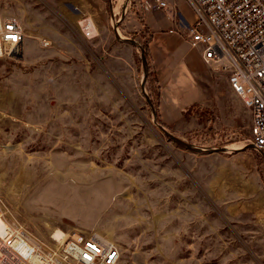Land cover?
Instances as JSON below:
<instances>
[{"label": "rangeland", "instance_id": "374dc122", "mask_svg": "<svg viewBox=\"0 0 264 264\" xmlns=\"http://www.w3.org/2000/svg\"><path fill=\"white\" fill-rule=\"evenodd\" d=\"M167 1L175 21L155 0H0L27 32L0 57V209L46 243L98 232L118 264H264L247 94L187 42L188 1Z\"/></svg>", "mask_w": 264, "mask_h": 264}, {"label": "built area", "instance_id": "2783aa9c", "mask_svg": "<svg viewBox=\"0 0 264 264\" xmlns=\"http://www.w3.org/2000/svg\"><path fill=\"white\" fill-rule=\"evenodd\" d=\"M187 1L195 13V21L182 29L187 42L201 50L204 62L229 72L233 87L247 94L250 143L264 156V0ZM155 2L173 21L178 18L167 0ZM144 7L154 6L146 1ZM81 29L93 36L87 18ZM26 39L19 19L0 13V57L19 58ZM41 43L48 45L44 39ZM120 257V246L98 232L75 231L57 244L46 243L9 222L0 209V264H118Z\"/></svg>", "mask_w": 264, "mask_h": 264}, {"label": "water", "instance_id": "95a60500", "mask_svg": "<svg viewBox=\"0 0 264 264\" xmlns=\"http://www.w3.org/2000/svg\"><path fill=\"white\" fill-rule=\"evenodd\" d=\"M133 42H134V40H132ZM142 59H143V62H144V64H145V72L147 73V65H146V59H145V54L143 53V49H142ZM160 127L162 128V129H164V127L163 126H161L160 125ZM171 138H173L175 141H177L178 143H180V144H182V145H184V146H186V147H188V148H190V149H193V150H195V151H198V152H200V151H203V149H200V148H194V147H192L191 145H189L188 143H186V142H184V141H182V140H180V139H178V138H175V137H173V136H171ZM226 148H220V149H218V150H220V151H224ZM214 150H210V152H213Z\"/></svg>", "mask_w": 264, "mask_h": 264}, {"label": "bare ground", "instance_id": "6f19581e", "mask_svg": "<svg viewBox=\"0 0 264 264\" xmlns=\"http://www.w3.org/2000/svg\"><path fill=\"white\" fill-rule=\"evenodd\" d=\"M90 25H91V27L93 28V24H92L91 21H90ZM55 237H57L60 241H62V240L64 239V237H63V233L60 232V231H57V233L55 234Z\"/></svg>", "mask_w": 264, "mask_h": 264}, {"label": "crops", "instance_id": "0c3cea01", "mask_svg": "<svg viewBox=\"0 0 264 264\" xmlns=\"http://www.w3.org/2000/svg\"><path fill=\"white\" fill-rule=\"evenodd\" d=\"M115 12H116V11H115ZM113 13H114V12H113ZM114 15H116V13H114ZM149 19H150V18H149ZM186 25H187V24H183V23L181 22V27H180V28L183 29V28L186 27ZM165 39H166V41L168 40L167 37H165ZM199 51H200V54H201V50H199ZM201 58H202V55H201ZM202 60H203V59H202Z\"/></svg>", "mask_w": 264, "mask_h": 264}, {"label": "trees", "instance_id": "16d2710c", "mask_svg": "<svg viewBox=\"0 0 264 264\" xmlns=\"http://www.w3.org/2000/svg\"><path fill=\"white\" fill-rule=\"evenodd\" d=\"M146 47L143 48V50L145 51Z\"/></svg>", "mask_w": 264, "mask_h": 264}]
</instances>
